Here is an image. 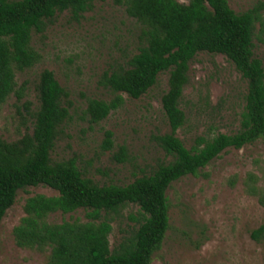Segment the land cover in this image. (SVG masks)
Wrapping results in <instances>:
<instances>
[{"label":"trees","instance_id":"16d2710c","mask_svg":"<svg viewBox=\"0 0 264 264\" xmlns=\"http://www.w3.org/2000/svg\"><path fill=\"white\" fill-rule=\"evenodd\" d=\"M94 1L0 0V106L11 95L17 102L24 98L26 85H17L16 72L41 61L31 46L32 34H42L56 14L70 11L79 16ZM112 1L140 25L142 45L126 67L105 74L103 84L114 97L109 102L89 100L86 113L92 123H99L123 104L121 94L139 99L156 85L161 73L168 72V90L161 106L170 132L155 136L168 161L127 185L96 184L75 158L53 163L51 152L60 128L70 119V104L53 72L44 69L35 85L37 109L31 113L30 103L22 104L32 119L31 131L13 142L0 137V223L19 190L44 185L56 191L57 196L27 198L25 215L13 229L18 247L50 250L46 264H151L170 228L166 192L172 183L197 175L227 149H241L264 138V66L254 56V39L264 45V2L236 13L227 0ZM202 52L224 56L233 64L246 82L245 104L236 133L197 137L187 149L176 135L186 121L180 101L189 63ZM111 137V132L105 133V149L112 147ZM257 181L249 173L243 184L246 193L264 206V191ZM128 204L138 207V217L133 219L137 227L111 249L112 227L107 217ZM78 210L84 212L85 221H48L55 213ZM263 236L264 224L252 233L256 240Z\"/></svg>","mask_w":264,"mask_h":264},{"label":"rangeland","instance_id":"374dc122","mask_svg":"<svg viewBox=\"0 0 264 264\" xmlns=\"http://www.w3.org/2000/svg\"><path fill=\"white\" fill-rule=\"evenodd\" d=\"M227 2L236 13H242L264 0ZM141 45L140 25L112 0H95L79 16L70 11L56 14L42 34H32L31 46L41 61L16 72L17 85H26L24 98L17 102L11 95L0 106V137L13 142L31 131L32 119L22 104L29 102L31 113L37 109L35 85L47 69L68 93L70 104V119L59 130L52 162L75 158L85 176L98 185H127L150 174L157 164L168 161L155 141V136L170 132L161 106V97L168 90V72L161 73L156 85L139 99L121 94L123 104L99 123H92L86 113L89 100L109 102L114 97L103 84L105 74L126 67ZM254 45V56L264 66V45L256 38ZM187 76L180 101L186 121L176 133L185 147L190 149L197 137L236 133L246 82L233 64L224 56L202 52L189 63ZM106 132L112 133L110 149L104 148ZM249 173L257 177V186L264 191V138L241 149H227L197 175L172 183L166 192L170 228L151 264H264V236L252 237L264 224V206L245 191L243 181ZM37 194L58 195L44 185L17 192L0 223V264H46L49 249H23L13 237L14 227L25 215L26 199ZM137 217L138 207L132 204L107 217L112 227L111 249L131 235ZM76 218L86 220L78 210L55 213L48 221Z\"/></svg>","mask_w":264,"mask_h":264}]
</instances>
